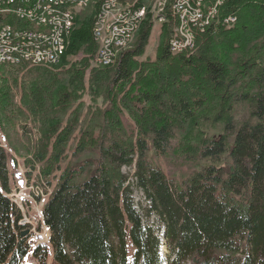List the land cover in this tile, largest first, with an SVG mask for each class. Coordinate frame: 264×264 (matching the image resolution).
<instances>
[{"label":"trees","instance_id":"16d2710c","mask_svg":"<svg viewBox=\"0 0 264 264\" xmlns=\"http://www.w3.org/2000/svg\"><path fill=\"white\" fill-rule=\"evenodd\" d=\"M151 1L139 0L144 20L112 65L92 62L98 4L74 20L59 63L38 65L21 82L0 63L5 140L13 146L18 120L34 121L40 136L32 161L44 176L60 170L42 208L55 264H264V0H227L194 47L177 54L168 46L177 23L169 9L156 57L141 59L155 24ZM231 16L235 21L226 22ZM81 52V59H68ZM87 89L102 103L84 114ZM237 105L248 108L240 120ZM82 115L86 126L72 150L77 160L62 167ZM218 125L223 132L215 137L209 128ZM151 150L204 163L173 184ZM8 161L0 141V264H21L30 244L10 196ZM133 165L132 180L124 168ZM135 189L147 207L137 208ZM33 255L46 264L47 246Z\"/></svg>","mask_w":264,"mask_h":264},{"label":"rangeland","instance_id":"374dc122","mask_svg":"<svg viewBox=\"0 0 264 264\" xmlns=\"http://www.w3.org/2000/svg\"><path fill=\"white\" fill-rule=\"evenodd\" d=\"M157 1L158 0L151 1L153 3V8L156 7ZM96 3H98V0H92L89 6L90 5L97 6ZM88 7L81 9L77 13V17L79 14L87 15L91 13V10L94 8L87 9ZM153 11L154 10H152V13L154 15ZM95 16H94V20H95ZM8 17L6 19L8 22L11 23L12 26L14 27L26 26V21H20L14 15H9ZM161 25L162 23L155 21L154 27L150 33L149 43L146 47L145 54L141 59H145L146 57L154 59L156 57V50L160 40ZM70 35L68 38H70ZM68 44H69V40L67 42L66 49ZM96 45H97V50H96L97 52L99 47L97 43ZM83 56L84 53L81 52L78 55L69 56L68 59L69 60L81 59ZM94 58L92 60L93 65L98 66L99 63L96 61L95 56ZM39 68L40 67L33 65H29V66L27 65L26 67H19V68L8 65L4 66L7 77H9L10 80L17 79L18 82H21L24 79H30L33 75L37 74ZM86 82L88 85V74H87ZM19 99L20 96L18 95L16 97V101L19 102L20 101ZM80 101H81L80 104L81 110L82 113L84 114H89V111H91V107L95 105L94 103L98 105L102 103L101 98H99L97 102L94 101L90 89L86 90L83 98ZM73 107H76V104H73ZM247 113H248V108L246 105L236 106L235 115L238 120L245 117ZM125 119L128 120L127 117H125ZM85 126H86V116L82 115L79 123L76 126L77 130L74 133L75 136H73V139L69 141V146L64 154L65 158L63 161H61L60 165L62 167L66 166L68 164L67 162H74L75 160H77V158L73 156L72 150L75 146L76 138L79 135V131L83 129ZM15 130L16 132H14L12 137L13 146L9 145L8 142L5 140L1 128H0V141L5 146L8 152V159H9L8 169L10 175V186L12 189L10 196L13 198L17 206L20 208L22 215L20 223L25 225L23 231L28 230V234L25 236H27L28 239L27 242L30 244V250L28 255L24 258L21 264H40L39 260L33 255V250L39 245H44V242H46L45 245L47 246L48 249L46 264H55L51 243L50 241H48L50 238L49 235L50 233L48 231L49 229L46 227V225L43 222L42 208L45 201L48 199L50 194L55 189V186L57 184V179L60 176V170H58L57 172L53 170V172L49 176H44L40 163H35L32 161L34 157H32L31 153L38 144L39 136H40L38 132L37 124L34 121L29 123L26 121L18 120ZM222 132H223L222 125H218L215 128H209V133L211 135H214L215 137H219L222 134ZM149 158L154 164L159 166L165 172V174L172 181L173 184L180 183L185 177H187L194 170L198 169V167L204 163V161L181 163L179 159L174 155H159L156 154L153 150L149 152ZM124 170L125 172L129 173L131 179L133 180L135 166L133 165L131 167H125ZM55 173L57 176H55ZM134 198L137 208L140 209L148 206L147 200L145 199L143 193L139 189H135ZM156 220L157 217L152 216L150 218V223H154L156 222ZM156 223H158V225L161 226L160 230L158 231V234L162 236L163 233L162 224L160 222H156ZM35 234H42L43 238L36 239ZM162 241L164 242L163 237H162ZM128 248H129V257L132 258L134 246L131 240H129ZM161 254L163 257H166L168 255V250L164 245L161 248Z\"/></svg>","mask_w":264,"mask_h":264},{"label":"built area","instance_id":"2783aa9c","mask_svg":"<svg viewBox=\"0 0 264 264\" xmlns=\"http://www.w3.org/2000/svg\"><path fill=\"white\" fill-rule=\"evenodd\" d=\"M79 4L74 6V13H67L61 9V15L48 13L50 0L44 3L34 4V0H0V6L14 5V13L22 8H29V13L37 14L42 23H49V30L34 28H12L11 23L3 20L0 28V43L9 44V51L0 52V60H7V65H53L56 58H52V49L60 47L61 30L68 22V16L77 17ZM227 0H161L160 7H154V19L160 23L166 21L167 10L174 15L175 5H182L181 18H176V25L169 39L168 46L171 48L194 47L196 36L206 29L215 20H209V12L215 7H220ZM144 5L139 0H102L100 14L95 16L94 24L97 25L98 51L95 55L99 65L109 66L117 59L116 46L126 48V36H118V29L127 28L132 32V26H140L143 22ZM204 20L203 28H195V21ZM217 20V19H216ZM226 22L235 21L231 16ZM29 38H36V46H29ZM186 38H193V45H186ZM35 238H43L42 234H35Z\"/></svg>","mask_w":264,"mask_h":264},{"label":"bare ground","instance_id":"6f19581e","mask_svg":"<svg viewBox=\"0 0 264 264\" xmlns=\"http://www.w3.org/2000/svg\"><path fill=\"white\" fill-rule=\"evenodd\" d=\"M81 0H50V5L48 6V13L54 15H61V9H65L67 13H74V6L70 4H79ZM102 0H98V10L96 16L100 14V5ZM201 1H209V0H201ZM92 0H85L84 4L80 6L79 11L88 7ZM44 3V0H34V4ZM161 0H158L156 3V7H160ZM78 11V12H79ZM219 13V7H215L214 11L209 12V20H215ZM174 14L176 18H181L182 14V5H175ZM9 15H14L20 21H26V28H34L41 30H49V23H42V19H38L37 14L29 13V8H22L17 11V14L14 13V5L0 6V28L3 27V20L7 21V17ZM145 17V13L143 15V20ZM9 18V17H8ZM75 16H68L67 24L62 27L61 30V38H60V47H54L52 49V58H56V63L60 61L62 55L65 52L66 45L68 42V37L71 31L73 30ZM95 22V21H94ZM23 23V22H21ZM204 26V20L195 21V28H202ZM12 28H20L14 27ZM140 26H132V32H127V28L118 29V36H126V48L129 47L134 39L136 31ZM93 38H97V25L93 24L92 28ZM186 45H193V38H186ZM29 46H36V38H29ZM124 49V46H116V53L118 54ZM190 50L191 47L180 48H171L170 52L173 54H177L180 52H184L185 50ZM9 51V44L0 43V52ZM95 59V58H94ZM1 64H7V60H0ZM95 63V62H94ZM39 239V238H38ZM46 242H44L45 244Z\"/></svg>","mask_w":264,"mask_h":264},{"label":"water","instance_id":"95a60500","mask_svg":"<svg viewBox=\"0 0 264 264\" xmlns=\"http://www.w3.org/2000/svg\"><path fill=\"white\" fill-rule=\"evenodd\" d=\"M27 234H28V230H25V231L22 232V235H24V236L27 235Z\"/></svg>","mask_w":264,"mask_h":264},{"label":"crops","instance_id":"0c3cea01","mask_svg":"<svg viewBox=\"0 0 264 264\" xmlns=\"http://www.w3.org/2000/svg\"><path fill=\"white\" fill-rule=\"evenodd\" d=\"M49 231V230H48ZM50 233V232H49ZM50 235V234H49Z\"/></svg>","mask_w":264,"mask_h":264}]
</instances>
